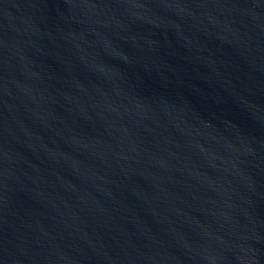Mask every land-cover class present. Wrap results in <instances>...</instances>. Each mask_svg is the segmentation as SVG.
I'll use <instances>...</instances> for the list:
<instances>
[{
	"label": "water",
	"instance_id": "95a60500",
	"mask_svg": "<svg viewBox=\"0 0 264 264\" xmlns=\"http://www.w3.org/2000/svg\"><path fill=\"white\" fill-rule=\"evenodd\" d=\"M0 264H264V0H0Z\"/></svg>",
	"mask_w": 264,
	"mask_h": 264
}]
</instances>
